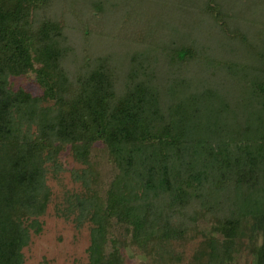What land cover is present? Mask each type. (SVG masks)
Masks as SVG:
<instances>
[{"label":"trees","instance_id":"1","mask_svg":"<svg viewBox=\"0 0 264 264\" xmlns=\"http://www.w3.org/2000/svg\"><path fill=\"white\" fill-rule=\"evenodd\" d=\"M30 73L42 92L16 84ZM64 148L118 167L111 204L57 205L95 221L77 264H117L103 213L127 201L139 236L154 229L149 209L214 219L229 240L206 237L198 264L234 256L247 233L264 264V0H0V264H25ZM85 165L76 180L92 189ZM160 222L168 240L184 228Z\"/></svg>","mask_w":264,"mask_h":264},{"label":"rangeland","instance_id":"2","mask_svg":"<svg viewBox=\"0 0 264 264\" xmlns=\"http://www.w3.org/2000/svg\"><path fill=\"white\" fill-rule=\"evenodd\" d=\"M229 47L234 50L232 45ZM16 84L26 85L42 92L34 73L18 79ZM82 153L75 154L72 148H64L60 153L58 171L56 172L54 167L50 169L48 183L52 188V203L48 209L49 214L42 217L39 232L32 235L30 245L24 250L25 264L89 262L91 231L96 227L95 221L89 214L90 208L86 209L87 219L85 218V221L78 225L72 218L63 216V211L58 213L57 205L65 204L67 197L73 194L90 199L97 197L95 202L101 203L104 207L107 203L111 204L113 197L110 195V188L118 174V167L108 157L106 159L101 155L91 157ZM87 159L92 160L96 170V182L92 189L84 188V186L87 187L86 183L83 185L80 179L76 180L74 173L79 171V174H84ZM232 203L234 204V201ZM134 209L128 201L119 202L114 216L108 217L106 211L103 213L105 228L108 232L104 253L109 255L111 263L115 261L117 264H157L165 259L161 256L168 253L174 264H198L196 254L205 243L206 237L213 234L225 242L229 240L227 235L224 236L221 231L216 230L214 219L210 221L208 217L200 216L194 218L186 212L185 216L178 218L176 211L172 213V210L167 209H146L149 217L156 219L155 226L154 229L147 228V235L139 236L133 232V225L129 223L127 216L131 211L134 212ZM224 212L232 214L228 207ZM161 213L169 217L174 226L184 227L181 234L179 233L173 240L162 236ZM97 229L101 236L102 233L99 232L98 227ZM159 233H161L160 238L156 237ZM258 245L259 242L253 240L251 234L247 233L245 240H239L234 244V256L223 251L217 264H255V249Z\"/></svg>","mask_w":264,"mask_h":264}]
</instances>
